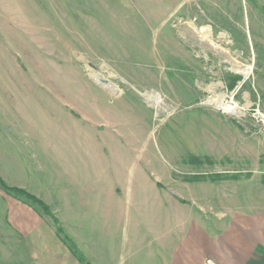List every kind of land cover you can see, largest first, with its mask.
<instances>
[{
    "label": "rangeland",
    "instance_id": "1",
    "mask_svg": "<svg viewBox=\"0 0 264 264\" xmlns=\"http://www.w3.org/2000/svg\"><path fill=\"white\" fill-rule=\"evenodd\" d=\"M5 85L19 129L0 181L48 207L8 192L79 264H108L122 229L264 210V0H0Z\"/></svg>",
    "mask_w": 264,
    "mask_h": 264
},
{
    "label": "crops",
    "instance_id": "2",
    "mask_svg": "<svg viewBox=\"0 0 264 264\" xmlns=\"http://www.w3.org/2000/svg\"><path fill=\"white\" fill-rule=\"evenodd\" d=\"M7 91H12V85L0 87V92ZM5 95L0 98V156L11 155L13 136L19 129L16 100ZM21 122L23 133L28 134L26 126L34 120L28 117ZM210 214L193 209L189 215L174 214L171 226L167 222L150 234L140 229L137 238L131 230L122 229L123 245L108 244V264H207L208 260L213 264H264V210ZM112 231L116 228L108 230L110 242ZM0 264L79 263L34 205L0 187Z\"/></svg>",
    "mask_w": 264,
    "mask_h": 264
},
{
    "label": "trees",
    "instance_id": "3",
    "mask_svg": "<svg viewBox=\"0 0 264 264\" xmlns=\"http://www.w3.org/2000/svg\"><path fill=\"white\" fill-rule=\"evenodd\" d=\"M0 187H1L3 190L7 191V192H12V193H14V194L17 195V196H22V197H24L27 201H29V202H31V203H33V204L38 205V206L43 210V212H44L45 215H47V216H52L51 213H50V211H49V209H48V207H47L46 205H44V204H43L40 200H38L37 198L31 196L30 194H28V193H26V192H24V191H22V190H19V189H11V188H8V187H6L1 181H0ZM181 202H184V201H181ZM52 220L54 221V223H55V225H56L57 233H58V234H62L63 232H62L61 227L59 226L58 222H56V220H55L54 218H52ZM63 236H64V235H63ZM64 237H65V236H64ZM65 241H67V240H65ZM73 252H74V254L79 258V261H80V262H84V261H83V257L81 256V254L79 253V251H78L76 248L73 249ZM85 264H88V263H85Z\"/></svg>",
    "mask_w": 264,
    "mask_h": 264
},
{
    "label": "bare ground",
    "instance_id": "4",
    "mask_svg": "<svg viewBox=\"0 0 264 264\" xmlns=\"http://www.w3.org/2000/svg\"><path fill=\"white\" fill-rule=\"evenodd\" d=\"M207 36V35H206ZM250 72V71H249ZM247 73L248 72H244L243 73V75L244 76H246L247 75ZM97 78V77H96ZM97 81H98V79H97ZM146 97H147V99H148V101H150L151 103H152V105H155L156 104V102L155 101H157L156 99H157V97H154V96H151V95H146ZM157 105V104H156ZM217 105H218V107L220 108V109H223V111L224 112H227V113H229V114H236V105H232V104H229V103H226L223 99H222V101H218L217 102ZM155 107H157V106H155ZM238 110H242V108L241 109H238ZM238 113V112H237ZM241 114V113H240Z\"/></svg>",
    "mask_w": 264,
    "mask_h": 264
},
{
    "label": "built area",
    "instance_id": "5",
    "mask_svg": "<svg viewBox=\"0 0 264 264\" xmlns=\"http://www.w3.org/2000/svg\"><path fill=\"white\" fill-rule=\"evenodd\" d=\"M231 104H232V102H230ZM257 114H258V112H257ZM260 121L262 122V123H264V115H260ZM207 264H211V263H209L208 261H207Z\"/></svg>",
    "mask_w": 264,
    "mask_h": 264
}]
</instances>
